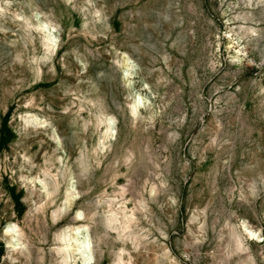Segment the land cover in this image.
I'll use <instances>...</instances> for the list:
<instances>
[{
    "label": "rangeland",
    "instance_id": "rangeland-1",
    "mask_svg": "<svg viewBox=\"0 0 264 264\" xmlns=\"http://www.w3.org/2000/svg\"><path fill=\"white\" fill-rule=\"evenodd\" d=\"M81 224L91 264H264V0H0V264Z\"/></svg>",
    "mask_w": 264,
    "mask_h": 264
},
{
    "label": "bare ground",
    "instance_id": "bare-ground-1",
    "mask_svg": "<svg viewBox=\"0 0 264 264\" xmlns=\"http://www.w3.org/2000/svg\"><path fill=\"white\" fill-rule=\"evenodd\" d=\"M53 42H54V37L52 35L48 36L46 38V47L48 49H53L54 48ZM140 101H141L140 97H137L135 99V102L140 103ZM131 110H132V112L134 114L137 111V106L136 105H132V109ZM110 126H111V124H110ZM74 191L75 190H74L73 186H71V188L67 191V196H66L65 201H68L70 198H72L75 195ZM59 211H62V210H59ZM53 212H54L53 216L55 217L57 211H53ZM81 216H82V214L79 213L77 218H80ZM109 218H110L111 221H113V222L115 221L114 216L109 217ZM82 219H84V218H82ZM108 219H107V221H108ZM108 224L110 225V223H108ZM88 227H87V225L85 226V225L81 224V225L75 226V227L72 226V227H70V229L67 227L69 229V231L71 232V234H67V233L65 234V233H62V232H61L62 234L60 233L61 235L59 236V239H60V241L62 243V246L59 248L58 252L62 256V263L61 264H67L65 259H67V258L69 259L72 256L71 253L80 256V260H81L82 264H91L92 263L91 260L93 258V252H94L93 251V245H92L93 241L91 240V236L89 234V229L90 228H88ZM67 228H66V230H67ZM63 232H64V230H63ZM251 232H250V234H252ZM7 233L8 234L11 233V238L14 240V243L12 241V247L16 248V247H21L23 245L24 242L21 243L20 239L21 238L22 239L26 238V236L23 237V232L17 226H15V224H14V226L11 225V226L8 227ZM70 251H71V253H70ZM119 255H118V257H119ZM76 259H77V257H76Z\"/></svg>",
    "mask_w": 264,
    "mask_h": 264
}]
</instances>
